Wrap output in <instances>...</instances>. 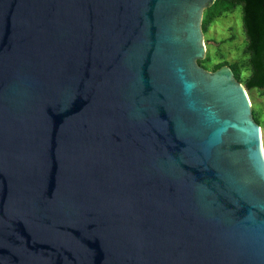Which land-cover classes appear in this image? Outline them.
<instances>
[{
	"label": "water",
	"instance_id": "obj_1",
	"mask_svg": "<svg viewBox=\"0 0 264 264\" xmlns=\"http://www.w3.org/2000/svg\"><path fill=\"white\" fill-rule=\"evenodd\" d=\"M215 0H0V264H264V148Z\"/></svg>",
	"mask_w": 264,
	"mask_h": 264
},
{
	"label": "trees",
	"instance_id": "obj_2",
	"mask_svg": "<svg viewBox=\"0 0 264 264\" xmlns=\"http://www.w3.org/2000/svg\"><path fill=\"white\" fill-rule=\"evenodd\" d=\"M241 6L243 28L246 35V45L241 52V56L234 61H228L225 53L209 52V45L205 57L198 63L202 67L215 70L221 65H229L236 79L244 85L249 97L255 103L252 90H264V0H215V2L204 9L202 19V30L205 40L208 41L207 31L209 25L213 22L214 16L212 9L216 6H223L224 9H233L235 6ZM255 121L264 129V121L259 116L257 109H252ZM264 139V134H263Z\"/></svg>",
	"mask_w": 264,
	"mask_h": 264
},
{
	"label": "rangeland",
	"instance_id": "obj_3",
	"mask_svg": "<svg viewBox=\"0 0 264 264\" xmlns=\"http://www.w3.org/2000/svg\"><path fill=\"white\" fill-rule=\"evenodd\" d=\"M211 14L214 16V20L208 27V41L205 40L204 35L206 51L207 45H209V52L211 54H215L216 52L219 56V54L225 53V58H227L228 61H234L235 58L241 56V52L246 45L241 6H235L231 10H226L223 6H216L212 9ZM252 93L255 100L252 109H257V111H259V116L264 121V90L258 91L253 89ZM261 132L264 148L263 128H261Z\"/></svg>",
	"mask_w": 264,
	"mask_h": 264
}]
</instances>
